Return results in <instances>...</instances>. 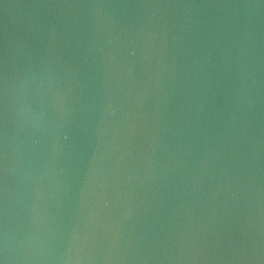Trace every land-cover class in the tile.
I'll use <instances>...</instances> for the list:
<instances>
[{"label":"water","instance_id":"95a60500","mask_svg":"<svg viewBox=\"0 0 264 264\" xmlns=\"http://www.w3.org/2000/svg\"><path fill=\"white\" fill-rule=\"evenodd\" d=\"M0 264H264V0H0Z\"/></svg>","mask_w":264,"mask_h":264}]
</instances>
